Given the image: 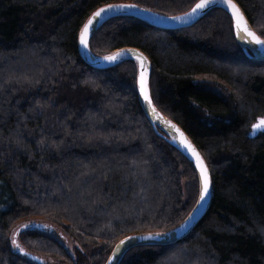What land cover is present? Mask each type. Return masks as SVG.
I'll list each match as a JSON object with an SVG mask.
<instances>
[{
    "label": "trees",
    "instance_id": "trees-1",
    "mask_svg": "<svg viewBox=\"0 0 264 264\" xmlns=\"http://www.w3.org/2000/svg\"><path fill=\"white\" fill-rule=\"evenodd\" d=\"M117 1L176 14L196 0H0V264H103L118 239L169 229L196 201L193 166L141 107L135 62L97 69L78 52L87 16ZM235 1L264 39V0ZM124 46L149 57L153 104L201 152L212 194L181 240L119 264H264V59L219 8L175 29L115 16L89 39L96 54Z\"/></svg>",
    "mask_w": 264,
    "mask_h": 264
},
{
    "label": "water",
    "instance_id": "water-1",
    "mask_svg": "<svg viewBox=\"0 0 264 264\" xmlns=\"http://www.w3.org/2000/svg\"><path fill=\"white\" fill-rule=\"evenodd\" d=\"M201 0H196L187 10L176 13V14H164L158 11H155L150 8L142 7L133 1H117V2H109L104 3L97 6L85 19L82 26L78 32V52L82 58V60L88 64L89 66L97 69L109 68L115 64H118L122 61L131 59L136 64V89L139 102L143 111L145 112L147 118L149 119L152 126L157 129L160 128L162 133H159L164 139H166L169 143H171L193 166L197 179H198V194L195 203L190 208L188 213L173 227L166 229L164 231H149V232H136L127 234L116 241L113 245L110 253L108 254L106 260L103 264H119L123 255L131 248L141 245H166L175 243L181 240L186 234H188L191 230H193L204 218L206 215L209 206L210 199L212 194L211 187V177H210V188L209 193L206 196L204 201H200V180H199V168L198 161L196 158L184 149L183 145L180 143V133H183L184 137L191 143L196 152L199 153L200 157L203 159L204 164L207 169L208 166L206 161L204 160L201 152L190 138L188 133L172 118L166 116L163 112H161L155 105L151 99L150 88H149V78L151 73V62L149 57L139 48L134 46H124L120 48H116L105 54H96L93 53L89 48V39L94 31L107 19L120 16V15H128L143 22H146L152 26L163 28V29H175L182 28L186 26H190L196 21H198L203 15H205L208 11L219 8L223 9L228 13L232 21V30L235 37V40L241 46V48L245 51V53L252 59L263 60L264 59V45L257 44L255 41L245 35H239L238 29L236 28L235 20L232 16V10L228 6L227 0H214V2L207 4L202 9H197V4H200ZM231 3L235 4L239 9L240 13H242L244 20L247 22V27L255 33L257 37L261 38L251 27L249 24L245 14L243 13L241 7L235 0H231ZM114 6L109 9L108 6ZM129 5L131 7H121ZM101 9H108L104 13L101 14L100 17H96L93 19L94 14ZM195 9V11H193ZM175 17H179L180 19H174ZM92 19L93 23L89 26V31L86 37L87 44L82 45L80 43L81 33L84 30V26L88 23V21ZM117 53H122V55L118 56L116 60H108L106 57L114 56ZM144 61V66H141V61ZM142 73L145 77L146 82V90L149 99H145L144 93L141 91V76ZM175 127H172V126ZM179 129V131H177ZM209 172V169H208ZM151 234V238H148ZM159 234V235H157ZM121 241H124L121 244Z\"/></svg>",
    "mask_w": 264,
    "mask_h": 264
},
{
    "label": "snow or ice",
    "instance_id": "snow-or-ice-1",
    "mask_svg": "<svg viewBox=\"0 0 264 264\" xmlns=\"http://www.w3.org/2000/svg\"><path fill=\"white\" fill-rule=\"evenodd\" d=\"M214 2V0H201L200 4H197L196 8L197 9H202L204 8L207 4ZM228 6L231 8L232 10V16L235 20V24H236V28L238 29V34L239 35H247L248 37H251L255 43L257 44H261L264 45V40L260 39L259 37H257L255 35V33H253L248 27H247V22L244 20V17L242 15V13H240L239 9L236 7L235 4L231 3V0H227ZM109 9L114 7V6H108ZM121 7H131L129 5H125V6H121ZM106 10L108 9H101L100 11L96 12L94 14L93 19H95L96 17H100L102 13H104ZM195 11V9L193 10ZM174 19H180L179 17H175ZM93 23V20L90 19L88 21V23L84 26V30L81 33V38H80V43L82 45H86L87 44V34L89 31V26H91ZM122 55V53H117L114 56H109L106 57V59L108 60H116L118 56ZM141 66H144V61H141ZM141 91L144 93V97L145 99H149L148 94H147V90H146V82H145V77L144 74L142 73L141 76ZM264 126V121H260L257 125H254L255 128H260ZM172 127H175L174 125ZM177 131H179V129H177ZM180 143L183 145L184 149L188 152H191V154L196 158V160L198 161V168H199V180H200V201H204L206 196L209 193V188H210V177H209V172L208 169L206 167V165L203 162V159L200 157L199 153L196 152V150L193 148V146L191 145V143L184 137L183 133H180ZM27 227V226H25ZM159 235V234H157ZM148 238H151V234L149 235ZM15 242V241H13ZM124 241H121V244H123Z\"/></svg>",
    "mask_w": 264,
    "mask_h": 264
},
{
    "label": "flooded vegetation",
    "instance_id": "flooded-vegetation-1",
    "mask_svg": "<svg viewBox=\"0 0 264 264\" xmlns=\"http://www.w3.org/2000/svg\"><path fill=\"white\" fill-rule=\"evenodd\" d=\"M30 225L32 226V227H35V228H39V229H44V230H48V231H52L53 230V228L51 227V226H49L48 224H43V223H41L40 221H32V222H30ZM26 253V255H28V253L27 252H25ZM31 256V255H30ZM37 260H39V258L38 257H35ZM41 262H43V259L42 260H40Z\"/></svg>",
    "mask_w": 264,
    "mask_h": 264
},
{
    "label": "rangeland",
    "instance_id": "rangeland-1",
    "mask_svg": "<svg viewBox=\"0 0 264 264\" xmlns=\"http://www.w3.org/2000/svg\"><path fill=\"white\" fill-rule=\"evenodd\" d=\"M261 120L264 121V118L261 119ZM38 220H40V219H38ZM35 221H36V220H35ZM33 222H34V221H33ZM55 231L57 232V229H56ZM63 243H64L67 247H69L71 250H73L74 243H73L72 240H69V239H63Z\"/></svg>",
    "mask_w": 264,
    "mask_h": 264
}]
</instances>
